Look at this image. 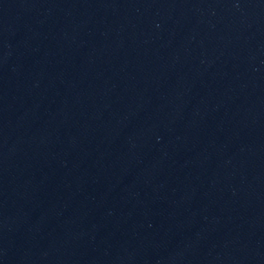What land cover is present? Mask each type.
Instances as JSON below:
<instances>
[{
    "label": "water",
    "instance_id": "1",
    "mask_svg": "<svg viewBox=\"0 0 264 264\" xmlns=\"http://www.w3.org/2000/svg\"><path fill=\"white\" fill-rule=\"evenodd\" d=\"M0 264H264V0H0Z\"/></svg>",
    "mask_w": 264,
    "mask_h": 264
}]
</instances>
